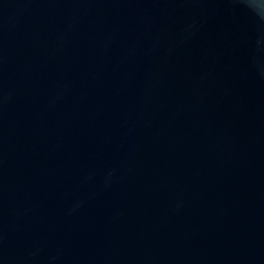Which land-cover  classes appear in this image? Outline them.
<instances>
[{
	"label": "water",
	"instance_id": "95a60500",
	"mask_svg": "<svg viewBox=\"0 0 264 264\" xmlns=\"http://www.w3.org/2000/svg\"><path fill=\"white\" fill-rule=\"evenodd\" d=\"M0 264H264V0H0Z\"/></svg>",
	"mask_w": 264,
	"mask_h": 264
}]
</instances>
